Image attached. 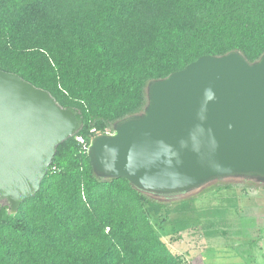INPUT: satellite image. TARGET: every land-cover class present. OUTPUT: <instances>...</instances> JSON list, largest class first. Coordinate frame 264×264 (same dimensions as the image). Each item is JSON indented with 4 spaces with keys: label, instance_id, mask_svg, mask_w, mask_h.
<instances>
[{
    "label": "trees",
    "instance_id": "16d2710c",
    "mask_svg": "<svg viewBox=\"0 0 264 264\" xmlns=\"http://www.w3.org/2000/svg\"><path fill=\"white\" fill-rule=\"evenodd\" d=\"M232 50L251 62L264 53V0H0V69L82 123L16 214L0 199V264H186L151 215L193 211L194 197L170 203L98 177L77 136L89 145L143 110L150 80ZM189 219L172 231L197 224Z\"/></svg>",
    "mask_w": 264,
    "mask_h": 264
},
{
    "label": "water",
    "instance_id": "95a60500",
    "mask_svg": "<svg viewBox=\"0 0 264 264\" xmlns=\"http://www.w3.org/2000/svg\"><path fill=\"white\" fill-rule=\"evenodd\" d=\"M146 97L142 111L91 139L98 177L168 202L228 178L264 184V53L253 62L240 50L204 55L150 80ZM81 127L49 91L0 69V199L12 215Z\"/></svg>",
    "mask_w": 264,
    "mask_h": 264
},
{
    "label": "rangeland",
    "instance_id": "374dc122",
    "mask_svg": "<svg viewBox=\"0 0 264 264\" xmlns=\"http://www.w3.org/2000/svg\"><path fill=\"white\" fill-rule=\"evenodd\" d=\"M225 183L233 185L222 187ZM183 196L194 197L195 210L152 213L151 218L162 239L186 264H264V184L228 178ZM177 217H189L197 224L174 233L172 222Z\"/></svg>",
    "mask_w": 264,
    "mask_h": 264
},
{
    "label": "built area",
    "instance_id": "2783aa9c",
    "mask_svg": "<svg viewBox=\"0 0 264 264\" xmlns=\"http://www.w3.org/2000/svg\"><path fill=\"white\" fill-rule=\"evenodd\" d=\"M77 139L83 144V147H84L85 149H88V146H89V145L85 142V139H84L83 136L78 135V136H77Z\"/></svg>",
    "mask_w": 264,
    "mask_h": 264
}]
</instances>
